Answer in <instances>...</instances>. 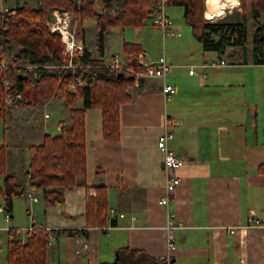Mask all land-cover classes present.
Instances as JSON below:
<instances>
[{
	"label": "crops",
	"instance_id": "0c3cea01",
	"mask_svg": "<svg viewBox=\"0 0 264 264\" xmlns=\"http://www.w3.org/2000/svg\"><path fill=\"white\" fill-rule=\"evenodd\" d=\"M23 2L0 0V13ZM110 4L111 13H116L119 0ZM239 4L240 0H235L231 8L226 7L227 14L232 13L229 9L240 12ZM151 5L154 0H149ZM224 10L214 12L212 19ZM150 20L131 30L130 42L118 32L113 51L111 37L118 31L116 26L105 32L99 51L98 27L90 40L80 21L79 36L92 60L107 61L114 55L123 60L132 58L122 50L124 43H132L141 52H148L152 60L163 56L170 66L164 80L146 78L128 87L131 100L120 106L119 141L103 139L99 109L85 111V181L87 186L105 187L109 223L104 227L86 225V189L78 185L64 191L62 204L47 209L41 192L36 191L39 201L31 204V210L26 208L29 219L21 229H14L25 230L27 225L53 229L46 264L112 263L117 258L121 264H264V230L242 227L251 215L264 222V174L257 172V166L264 164V64L242 63L239 50L221 55L193 43L170 53L165 43L170 36L160 35L161 30ZM175 27L180 32V26ZM216 59L228 65L203 66ZM191 68L193 73L189 74ZM163 83L175 88L172 98H163ZM45 104H54L53 119L35 108L18 105L0 117L6 172L15 175L25 188L28 148L40 144L44 135H57L60 124H69V108L61 98L52 97ZM73 107H81V101ZM165 120L172 134L168 147L184 160L176 172L180 183L170 209L185 228L175 232L176 249L169 261L162 230L165 211L157 203L165 177L156 141ZM3 183L0 175V188ZM21 200L29 203L24 194L13 199L11 213L7 212L9 224H16L14 213H19ZM2 205L3 200L0 225L2 221L5 226ZM111 209L115 212L112 215ZM230 228H234L233 233ZM3 235L6 240L0 238V264H6L2 247L9 240L8 233ZM118 249L123 250L119 255Z\"/></svg>",
	"mask_w": 264,
	"mask_h": 264
},
{
	"label": "trees",
	"instance_id": "16d2710c",
	"mask_svg": "<svg viewBox=\"0 0 264 264\" xmlns=\"http://www.w3.org/2000/svg\"><path fill=\"white\" fill-rule=\"evenodd\" d=\"M111 0H36V7L26 2L0 13V117H6L4 97L17 91L21 100L14 106L34 107L52 97L61 98L69 108V124H60L55 136L44 135L38 145L28 148L29 163L24 174L27 186L40 191L45 209L64 202V191L78 185L86 189L85 219L88 227H104L109 223V207L104 186H87L85 151V111H101L102 137L106 141L120 139L119 110L131 100L127 89L134 77L117 74L109 68L96 70V77L85 79L75 93L70 92V74L46 71L42 65L63 61L62 44L58 34L47 27L53 9L73 12L79 21L93 19L98 27V50L102 51L104 34L111 27L134 28L145 25L147 19L159 8V0L149 7V0H119L118 10L111 13ZM166 5L182 8V17L192 35L204 51L225 54L239 50L242 63L264 64V0H240V12L220 18L215 22L205 19L206 0H166ZM98 6L99 9L98 10ZM250 35V48L246 47ZM123 53L136 58L141 52L137 44L124 43ZM85 62L96 63L87 50ZM131 64L139 68L133 59ZM38 66L25 70V66ZM24 72L25 76L20 73ZM8 82V88L5 87ZM80 100L81 107L74 108ZM13 106V107H14ZM264 174V164L257 166ZM0 175L4 176L0 195L5 212L11 213L13 199L24 194L25 186L18 184L13 174L6 172L5 147L0 146ZM114 224V220H110ZM6 264H46L49 233L46 227L34 226L25 239L17 237L16 230L8 232ZM123 250L118 249L117 255ZM121 264L119 258L112 263Z\"/></svg>",
	"mask_w": 264,
	"mask_h": 264
},
{
	"label": "built area",
	"instance_id": "2783aa9c",
	"mask_svg": "<svg viewBox=\"0 0 264 264\" xmlns=\"http://www.w3.org/2000/svg\"><path fill=\"white\" fill-rule=\"evenodd\" d=\"M166 5V0H159V8L153 19V25L157 26L162 35L178 38L180 37L179 30L172 24L170 19L167 17L164 11ZM51 14L53 16L52 20L48 23V29L50 33H56L60 37L62 44L61 55L63 61L59 63L45 64L41 68L58 73V74H70L72 80L68 83V89L70 92L75 93L77 87H80L84 84L85 79H94L96 77V70L109 68L113 72H122L126 76L134 77V81L137 82L146 78H158L164 80L168 70L169 65L166 63L164 57H160L158 60L153 62L145 61V53L140 52L136 58H127L123 60L120 56L114 55L109 58V60L101 62H85V46L81 37L76 33L74 27V14L68 10H52ZM138 64L139 68H135L131 62L132 60ZM228 63L222 59H216L211 62L203 64L205 67H218V66H227ZM38 68V66L27 65L25 70ZM192 68L189 70V74H192ZM5 87L8 88L9 83L5 82ZM175 94V88L170 85L163 83L162 85V95L164 99H170ZM21 100V95L17 91L7 92L4 97V103L6 108H11L15 105L16 102ZM46 116V115H45ZM170 123L165 120L163 125V131L159 135L156 141L158 150L162 153V171L165 177V182L163 186V192L159 197L157 203L165 211V220L162 226L164 232L165 244H166V258L169 261L171 253L176 249L175 242V232L185 228V225L177 220L175 214L170 209V202L173 198V193L176 187L180 183V178L177 175V170L184 165V160L177 156L173 151L168 147V140L172 137L171 132L169 131ZM25 199L29 204L37 203L39 201V196L34 189L29 186H26L24 190ZM2 210L0 209V212ZM114 210H110V214H114ZM123 214H120L122 217ZM11 217L7 212L3 213V221L5 226L0 225V237L1 233L8 232L11 228L8 227ZM242 227H257L264 230V222L255 218L254 216H249L247 223ZM111 228V227H109ZM33 225H30L25 230H21L24 234V238L27 233H31ZM52 228H46V231L49 233L48 242L49 245L53 240L51 235ZM230 233L234 232V228L229 229ZM1 242V239H0Z\"/></svg>",
	"mask_w": 264,
	"mask_h": 264
},
{
	"label": "rangeland",
	"instance_id": "374dc122",
	"mask_svg": "<svg viewBox=\"0 0 264 264\" xmlns=\"http://www.w3.org/2000/svg\"><path fill=\"white\" fill-rule=\"evenodd\" d=\"M20 2V1H19ZM25 2L35 8L36 7V3H35V0H25ZM226 7H230V6H220L218 7L214 12L216 11H219L221 12L222 10H224V12L221 13V15L217 16L215 19H212L211 17H207L206 14H205V19L207 22H215L217 21L218 19L220 18H224V17H227V16H231V14H233V9H229L232 11V13L230 15L227 14L228 12V8L226 9ZM231 8V7H230ZM205 9H206V5H205ZM54 10V9H53ZM55 10H60V9H55ZM98 10L99 9V6H98ZM164 11H165V14L167 15V17L170 19V21L172 22V24L174 26H180V37L179 38H175V37H166L165 39V43H166V46H167V49L170 51V53H176L177 51H180V50H183L185 48H187L188 46H190L192 43L194 45H198L199 46V43L198 41L196 40V38L192 35L191 33V30H190V27L188 25H186L183 21V17H182V8L181 7H178V6H171V5H165L164 7ZM206 11V10H205ZM73 13V12H72ZM74 14V13H73ZM50 16H52V14L50 13ZM53 16L51 17V20H52ZM211 18V20H210ZM74 27H75V30H76V33L79 35L80 34V31H81V24H80V21L77 19L76 15L74 14ZM153 19L150 20L149 18L147 19V23L149 22L150 20V23L153 24ZM49 20H50V17H49ZM49 23V22H48ZM48 23H47V27H48ZM146 23V24H147ZM82 25L83 27L85 28L86 32H88V37L90 40H93V33H95L96 29H97V25H96V21L95 20H92V19H84L82 21ZM135 28V27H134ZM158 28V27H157ZM133 28H119L117 27L116 30L118 31H115L113 33V36L111 37V42L112 45H113V48H112V51L116 48V46L118 45V38H117V34L118 32H120V34H122V36L125 38V41L126 42H130L132 41L130 37L131 36V30ZM159 29V28H158ZM49 30V29H48ZM160 31V29H159ZM115 35V36H114ZM160 35H161V31H160ZM161 38L162 36H159V42H160V46H159V49L161 50L162 48V42H161ZM178 44V45H176ZM246 47L247 48H250V35L248 37V40H247V44H246ZM189 51V50H188ZM187 51V52H188ZM145 61L146 62H153V61H156V60H152L151 56L149 55L148 52H145ZM176 55V54H175ZM178 55H181V54H178ZM181 57V56H180ZM182 59H184V57L182 56ZM109 60V59H108ZM21 76H25V73L24 72H21L20 73ZM78 105V104H77ZM54 104H45V101H42L40 102L38 105L34 106V107H30L32 109L35 108V112H41V115H44L45 113L47 114V116H50L51 119L54 118ZM11 108H7V110H11ZM30 111V110H29ZM31 112V111H30ZM27 154V153H26ZM28 157V155L26 156ZM20 175V174H18ZM2 196L0 195V205L2 203ZM26 200V199H25ZM27 201V200H26ZM28 203V201H27ZM29 205V206H28ZM28 205L23 201L21 200L19 202V206L17 205V208H18V212L19 213H14V219L13 221H16V224L13 222L12 224H9L8 227H18L19 229H21L22 225L25 224V221H27L28 218V215H27V211L29 209V207L31 206V204L28 203ZM3 206V205H2ZM12 208H13V205H12ZM26 208H27V211H26ZM30 210H31V207H30ZM1 214H0V218H1ZM1 224L3 225L4 223H2L1 221ZM27 227H29V225H27ZM16 235L17 237H22L23 233L22 231L20 230H17L16 231ZM2 238V241H5L6 240V235H3V233H1V237ZM5 244V243H4ZM4 246V245H3ZM6 247H2V253L5 254L6 253ZM6 263V262H5Z\"/></svg>",
	"mask_w": 264,
	"mask_h": 264
},
{
	"label": "bare ground",
	"instance_id": "6f19581e",
	"mask_svg": "<svg viewBox=\"0 0 264 264\" xmlns=\"http://www.w3.org/2000/svg\"><path fill=\"white\" fill-rule=\"evenodd\" d=\"M234 3L235 0H206V5H207L206 16L212 18L214 16V11L218 7L232 6Z\"/></svg>",
	"mask_w": 264,
	"mask_h": 264
},
{
	"label": "water",
	"instance_id": "95a60500",
	"mask_svg": "<svg viewBox=\"0 0 264 264\" xmlns=\"http://www.w3.org/2000/svg\"><path fill=\"white\" fill-rule=\"evenodd\" d=\"M123 76H124V74L122 72H120V73L117 74V78H121Z\"/></svg>",
	"mask_w": 264,
	"mask_h": 264
}]
</instances>
